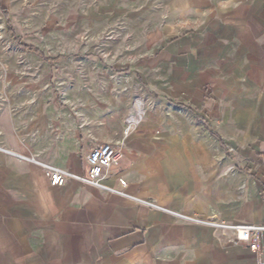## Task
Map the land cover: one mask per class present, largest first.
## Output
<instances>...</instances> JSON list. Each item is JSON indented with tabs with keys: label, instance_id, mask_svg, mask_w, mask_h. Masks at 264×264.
Masks as SVG:
<instances>
[{
	"label": "crops",
	"instance_id": "crops-1",
	"mask_svg": "<svg viewBox=\"0 0 264 264\" xmlns=\"http://www.w3.org/2000/svg\"><path fill=\"white\" fill-rule=\"evenodd\" d=\"M163 3L182 17L148 42L162 50L150 64L164 108L125 91L101 118L79 117L0 84V264H264V235L254 251L198 222L264 225V0ZM186 14L200 21L179 35ZM105 143L122 157L102 184L123 179L127 197L50 186L40 164L84 175Z\"/></svg>",
	"mask_w": 264,
	"mask_h": 264
},
{
	"label": "rangeland",
	"instance_id": "rangeland-1",
	"mask_svg": "<svg viewBox=\"0 0 264 264\" xmlns=\"http://www.w3.org/2000/svg\"><path fill=\"white\" fill-rule=\"evenodd\" d=\"M177 18L182 17L169 16L163 0H2L0 84L22 83L24 101L56 102L79 117L101 118L110 111L111 96L120 101L125 91L133 93V107L164 108L169 104L162 99L164 80L150 64L162 50L150 49L148 42ZM184 18L189 28L178 34L190 35L200 20L192 14ZM15 36L42 57L21 49ZM38 260L34 253L35 264Z\"/></svg>",
	"mask_w": 264,
	"mask_h": 264
},
{
	"label": "built area",
	"instance_id": "built-area-1",
	"mask_svg": "<svg viewBox=\"0 0 264 264\" xmlns=\"http://www.w3.org/2000/svg\"><path fill=\"white\" fill-rule=\"evenodd\" d=\"M133 127L129 125L123 132L124 135H128L131 132ZM122 155L117 147L111 144H103L94 147L90 150L86 157V174L84 175H73L63 169H59L49 164H40L43 171L47 175L49 179L50 186L58 187L62 186V184L67 179H74L79 181L80 183L98 188L105 192L114 193L120 197H127L124 192V188H126V183L123 179L118 180V184L122 187L121 190H115L109 188L102 184V181L105 179L107 172H109L112 168H116L119 165ZM29 162L37 163V161L31 157L28 158ZM142 204L148 206L149 208H157L155 205H151L147 202H141ZM181 220H186L188 222H197L193 219L182 217ZM199 223L206 225L208 227H213L216 230L222 232H229L233 235V238L241 243H245L251 250L257 251L260 244V238L264 235V225H249V224H224L219 221L209 220V221H198Z\"/></svg>",
	"mask_w": 264,
	"mask_h": 264
},
{
	"label": "trees",
	"instance_id": "trees-1",
	"mask_svg": "<svg viewBox=\"0 0 264 264\" xmlns=\"http://www.w3.org/2000/svg\"><path fill=\"white\" fill-rule=\"evenodd\" d=\"M3 18H4V22H5V24L7 25V27H8V29H9V32L10 33H12V26H11V24H10V19H9V14H8V12L7 11H5V10H3ZM15 40H16V42L19 44V38H16L15 37ZM19 47L21 48V49H23V50H25V51H29V52H33V53H36V54H38L39 56H41L42 57V53H40L36 48H34V47H30V46H28V47H26V46H22V45H20L19 44ZM61 57H58V58H55V59H49V61H52V62H55V61H58V59H60ZM179 107L180 108H182V106H180L179 105Z\"/></svg>",
	"mask_w": 264,
	"mask_h": 264
}]
</instances>
